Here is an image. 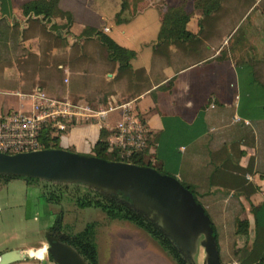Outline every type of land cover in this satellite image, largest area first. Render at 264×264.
I'll return each instance as SVG.
<instances>
[{
	"label": "crops",
	"instance_id": "obj_1",
	"mask_svg": "<svg viewBox=\"0 0 264 264\" xmlns=\"http://www.w3.org/2000/svg\"><path fill=\"white\" fill-rule=\"evenodd\" d=\"M31 1L0 0V116L28 111L35 90L112 106L104 118L57 135L61 148L92 154L100 131L106 140L128 106L148 129L144 160L193 188L220 262L264 264V0H218L205 10L196 0H57L47 17L23 12ZM167 8L188 14V37L165 38ZM47 225L37 224L28 240L0 230V253L30 252L10 264H55L33 253L44 246ZM94 239L96 264H120L126 242L136 259L150 252L157 264H174L125 220L106 222Z\"/></svg>",
	"mask_w": 264,
	"mask_h": 264
},
{
	"label": "water",
	"instance_id": "obj_2",
	"mask_svg": "<svg viewBox=\"0 0 264 264\" xmlns=\"http://www.w3.org/2000/svg\"><path fill=\"white\" fill-rule=\"evenodd\" d=\"M0 176L35 178L58 185H80L98 192H113L142 212L166 232L188 264L202 249L201 264L219 260L211 222L192 193L174 176L151 166L110 161L64 148H41L7 154L0 152ZM45 255L55 264H87L70 244L44 233ZM29 254L23 249L0 253V264H10Z\"/></svg>",
	"mask_w": 264,
	"mask_h": 264
},
{
	"label": "trees",
	"instance_id": "obj_3",
	"mask_svg": "<svg viewBox=\"0 0 264 264\" xmlns=\"http://www.w3.org/2000/svg\"><path fill=\"white\" fill-rule=\"evenodd\" d=\"M218 0H196L195 6L205 10L207 5L214 6ZM57 0H35L23 5V12H32L35 15H42L44 17L52 15L56 6ZM188 18V14L181 9L167 8L162 17V31L165 38L171 41H178L188 37V32L184 29V24ZM99 40L106 48L114 52L116 45L104 34L97 33ZM116 54V53H115ZM116 57V56H115ZM48 127L41 130L40 141L42 148L57 149L58 136H50ZM105 132L100 131L99 137L92 147V155L110 161H124L135 164L137 166H151V164L143 159L145 149L133 152L128 158H120L116 153H109L106 151L107 143L105 140ZM73 151L72 149H67ZM152 167V166H151ZM158 170V169H157ZM159 171V170H158ZM170 175V174H168ZM173 176V175H171ZM8 176H0V185L4 184ZM33 179V178H29ZM194 196L193 188L181 182ZM58 185H52L51 188H45L43 196L46 201L58 202L59 194H56L55 189ZM83 190V192L72 197L74 204L78 208L94 207L100 209L108 221L111 220H125L132 225L144 231L159 248L173 261L174 264H188L186 259L182 256L181 251L176 247L170 236L164 232L158 224L144 215L142 212L134 209L121 196L113 192H98L84 189L82 187H75ZM197 201V200H196ZM202 206V205H201ZM59 220H56L55 225L59 229ZM54 225V226H55ZM96 221L87 222L84 227L75 233H69L60 230V240L70 244L77 252L86 260L87 264H96V245H95V228ZM212 227V233L215 237V232ZM216 240V239H215ZM50 259V257L48 256ZM256 264H262V261Z\"/></svg>",
	"mask_w": 264,
	"mask_h": 264
},
{
	"label": "built area",
	"instance_id": "obj_4",
	"mask_svg": "<svg viewBox=\"0 0 264 264\" xmlns=\"http://www.w3.org/2000/svg\"><path fill=\"white\" fill-rule=\"evenodd\" d=\"M28 111H10L0 116V152L14 154L42 148L41 130L49 129L56 136L80 122L102 119L114 107L94 109L85 103L71 102L47 96L40 90L30 95ZM148 129L141 118L128 106H122L120 119L106 139L109 153L128 158L133 152L146 148Z\"/></svg>",
	"mask_w": 264,
	"mask_h": 264
},
{
	"label": "rangeland",
	"instance_id": "obj_5",
	"mask_svg": "<svg viewBox=\"0 0 264 264\" xmlns=\"http://www.w3.org/2000/svg\"><path fill=\"white\" fill-rule=\"evenodd\" d=\"M114 114L110 116L113 117ZM58 146L61 148V142H58ZM79 153V151H74ZM83 154V153H79ZM146 156V155H145ZM146 157H143L145 159ZM16 178L17 181L0 185V230H3L5 237L9 236V233H18V235L25 240L35 237L36 225L39 223L48 224L42 231L43 245L47 246V242L44 237L45 231H51L54 227L56 220H59V230L67 231L69 233H75L80 231L87 222L96 221L97 225L95 231L108 222L103 212L94 207L78 208L73 202L72 197L77 195L83 190L75 187L80 185H58L52 184L46 181L38 179H29L20 176H10ZM21 179L27 181V186L22 188L18 187V183H21ZM17 183V184H16ZM52 185H58L59 194L58 202H48L43 196L45 188H51ZM25 195V196H24ZM40 196L41 198H37ZM23 197H26L24 199ZM15 236V235H14ZM155 245L159 248V246ZM122 244V243H121ZM121 251H119L120 264H157L153 258V255L148 252V257L142 259L135 258V249L126 242L122 245ZM44 248L40 249L44 254ZM160 249V248H159ZM202 251V249H200ZM46 256V255H45ZM170 260V258L165 254ZM192 264H201L198 260L197 254L192 260ZM263 264V262H262Z\"/></svg>",
	"mask_w": 264,
	"mask_h": 264
},
{
	"label": "flooded vegetation",
	"instance_id": "obj_6",
	"mask_svg": "<svg viewBox=\"0 0 264 264\" xmlns=\"http://www.w3.org/2000/svg\"><path fill=\"white\" fill-rule=\"evenodd\" d=\"M51 233L55 236V237H57V238H59L60 239V237H61V233H60V230L58 229V226L57 225H55L52 229H51ZM62 241V240H61ZM64 242V241H63Z\"/></svg>",
	"mask_w": 264,
	"mask_h": 264
},
{
	"label": "bare ground",
	"instance_id": "obj_7",
	"mask_svg": "<svg viewBox=\"0 0 264 264\" xmlns=\"http://www.w3.org/2000/svg\"><path fill=\"white\" fill-rule=\"evenodd\" d=\"M43 247H45V246H43ZM40 251H41V250L33 251V253H34V254H38ZM27 254H29V255H30V252H29V251H27Z\"/></svg>",
	"mask_w": 264,
	"mask_h": 264
}]
</instances>
